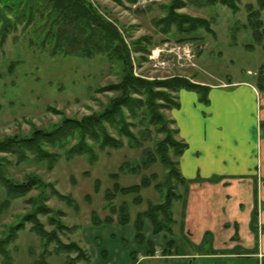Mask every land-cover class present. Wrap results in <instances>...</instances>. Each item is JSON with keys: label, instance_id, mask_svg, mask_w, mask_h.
Listing matches in <instances>:
<instances>
[{"label": "rangeland", "instance_id": "1", "mask_svg": "<svg viewBox=\"0 0 264 264\" xmlns=\"http://www.w3.org/2000/svg\"><path fill=\"white\" fill-rule=\"evenodd\" d=\"M90 1L115 21L122 32L128 46L133 75L146 79L181 76L206 86L212 83L221 87L231 85V81L242 80L258 89V76L264 64V29L260 34H254L246 10V4H256V0H239L240 8L236 12L221 4L197 6L190 3L178 8L177 12L208 19L213 30V33H209L200 29L186 36L174 27L170 33H163L155 26L154 19L164 15L163 5L167 4V0H138L125 5L112 0ZM261 19L264 27V9ZM142 36L150 39V51L146 55L135 52L131 44ZM181 37L185 39L179 40ZM164 44H189L193 55L190 54V59L186 52L178 49L180 54L174 55L175 51L171 53L183 59L170 58L169 62L162 63L163 56L156 59L152 54H156L154 50ZM121 68L118 61H111L103 54L91 58L75 54H52L48 44L41 45V37L33 27L18 23L15 30L0 43V139L15 134H29L34 128L49 127L64 117L80 118L99 112L117 94L114 90L103 89L121 80ZM175 108L163 110L174 122ZM174 126L177 128L176 123ZM177 138L181 139L179 134ZM96 152L98 156L93 163L84 156L70 160L62 157L52 168L34 160L18 162L14 155L1 152L0 160L5 158L6 171L15 181H23L27 175H39L45 182L52 183L59 192L69 194L75 200L76 205L71 206L55 196H49L44 204L53 211H61L60 218L69 228L59 233L60 239L64 243L78 242L89 254V261L79 260L76 264H216L213 257L190 258L183 263L176 256L193 251L178 231L177 218L183 211L181 198L172 205L175 219L172 237L176 241V253L167 257L162 255L165 240L160 233L152 236L154 256L144 255L145 245L134 239L132 223L136 213L145 210L149 202L160 200V194L152 186L141 191L139 204L133 202V196H118L115 199L116 206L125 202L129 207L131 220L127 225H120L116 214L111 215L113 221L110 224L91 225L92 211L100 218L109 214L104 199L105 189L113 182L109 174L116 172L121 185H130L138 183L141 174L155 172L160 175L164 172L160 163H155L140 174L121 172L119 166L122 162L138 161L142 152L141 148L131 147L127 143L120 149L106 148ZM170 155L174 158L172 151ZM97 179L100 188L95 191L94 182ZM185 187V184L179 185L177 191L183 195ZM37 193L38 189H33L28 196ZM28 196L10 200L3 209L0 214V236L31 209ZM6 198L5 189L0 185V203ZM37 216L45 223L46 229L52 228L47 216ZM150 225L145 220V236ZM30 226L29 222H25L24 228L9 245L10 264H65L67 253H56L52 244L49 253L43 256L41 238ZM203 250L207 251V244H204ZM259 255L264 256V253ZM70 256H75V253H70ZM261 256L259 263L255 257H242L234 261L235 264H262L264 259ZM0 264H3L1 256Z\"/></svg>", "mask_w": 264, "mask_h": 264}, {"label": "trees", "instance_id": "2", "mask_svg": "<svg viewBox=\"0 0 264 264\" xmlns=\"http://www.w3.org/2000/svg\"><path fill=\"white\" fill-rule=\"evenodd\" d=\"M112 1L125 5L134 4L138 0ZM190 3L197 6L221 4L232 12L240 8L239 0H167V4L163 5L164 15L154 19L155 26L163 33H170L174 27L183 36L194 34L200 29L213 33L208 19L177 12L178 8ZM263 9L264 0H256V4H246L248 23L255 35L264 29L261 19ZM18 23L33 27L41 37V45L48 44L52 54H75L86 58L103 54L111 61H118L122 67V78L119 82L102 88L114 90L117 94L99 112L80 118L64 117L49 127L34 128L29 134L2 138L0 152L14 155L18 162L34 160L52 168L62 157L70 160L76 156H84L93 163L98 156L96 150L120 149L125 143L141 148L139 160L124 161L119 170L140 174L155 163H160L164 172L160 175L155 172L141 174L140 181L130 185H121L116 172L109 174L113 182L104 191L105 206L109 214L100 218L92 211L91 225L110 224L113 214L117 215L120 225H127L131 220L129 207L125 202L116 206L115 199L118 196H133V202L139 204L141 191L152 186L160 194V200L149 202L145 210L136 213L132 223L134 239L145 245V256H154L152 236L162 233L165 240L162 255L167 257L175 254L176 241L172 237V224L175 219L172 205L182 197L177 189L179 185L184 186L186 181L180 172L178 158L187 144L177 138L175 122L163 110L179 106L177 92L180 89L193 90L198 93L200 101L207 102L209 86L181 76L146 79L133 75L128 46L122 32L116 22L90 0H0V43L8 33L15 30ZM184 39L181 37L179 40ZM131 44L135 52L146 55L150 51V39L147 36L139 37ZM262 47L264 49V42ZM260 72L258 89L263 91L264 64ZM4 159L2 157V161L0 160V185L5 189L7 198L0 203V214L10 200L28 196L33 189H38V193L28 196L31 209L0 236V256L3 264H10L8 247L16 239L17 233L24 228L25 222H29L31 230L41 238L43 256L49 253L52 244L56 253H67L65 264H76L79 260L89 261V254L78 242L64 243L60 239L59 233L69 228L60 218L61 211H53L44 204L49 196H55L71 206L76 205L75 200L69 194L59 192L52 183L45 182L39 175L31 174L23 181H15L7 173ZM99 188L100 181L97 179L94 190L98 191ZM37 215L47 216L48 224L52 228L46 229L45 223ZM145 220L151 223L146 236ZM206 240L207 237L202 246L206 244ZM72 252L75 256H70Z\"/></svg>", "mask_w": 264, "mask_h": 264}, {"label": "crops", "instance_id": "3", "mask_svg": "<svg viewBox=\"0 0 264 264\" xmlns=\"http://www.w3.org/2000/svg\"><path fill=\"white\" fill-rule=\"evenodd\" d=\"M231 82L207 83V102L193 90L177 92L173 115L187 144L178 160L186 180L178 231L193 248L176 255L183 263L202 256L259 263L264 253V90Z\"/></svg>", "mask_w": 264, "mask_h": 264}, {"label": "built area", "instance_id": "4", "mask_svg": "<svg viewBox=\"0 0 264 264\" xmlns=\"http://www.w3.org/2000/svg\"><path fill=\"white\" fill-rule=\"evenodd\" d=\"M165 45V46H164ZM163 46H160V47H158V48H156V50H154V52L156 53V54H152L153 56H156L157 58L156 59H160V57H162L163 56V62L162 63H166V61L167 62H169V59L170 58H172V59H176V60H178V59H183L181 56H177V57H175L174 55L176 54H180L179 52H180V50H178V49H182V51L183 52H186L187 54H188V56H189V58L191 59V57H190V54H192V53H190V49H189V44H186V45H180V46H167L166 44H164ZM173 51H175V52H173ZM179 51V52H178ZM171 52H173L174 53V55H172V53ZM184 54V53H183ZM193 55V54H192ZM165 58V59H164Z\"/></svg>", "mask_w": 264, "mask_h": 264}]
</instances>
